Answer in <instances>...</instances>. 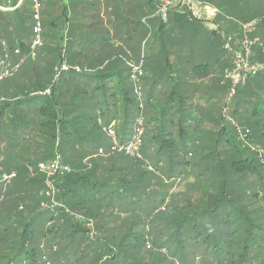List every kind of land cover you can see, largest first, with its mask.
<instances>
[{
	"label": "trees",
	"instance_id": "16d2710c",
	"mask_svg": "<svg viewBox=\"0 0 264 264\" xmlns=\"http://www.w3.org/2000/svg\"><path fill=\"white\" fill-rule=\"evenodd\" d=\"M111 1L114 22L129 25L130 0ZM160 1L134 0V11L152 14L121 33L128 56L100 32L99 0H0V56L16 63L29 55L35 8L42 42L0 81V114L10 111L18 139L12 146L40 147L31 156L7 151L16 156L0 165V173H16L0 202V264H264V75L238 87L223 78L227 97L213 115L176 93L150 105L144 73L143 160L97 155L108 147L97 119L114 122L123 142L137 114L126 61L143 53L145 71L150 52L160 63L167 38L196 29L191 4L217 9V21L259 19L256 61H264V0H179L166 23ZM87 52L103 54L84 67ZM63 63L80 72L55 79ZM56 157L70 171L49 189L37 165Z\"/></svg>",
	"mask_w": 264,
	"mask_h": 264
},
{
	"label": "crops",
	"instance_id": "0c3cea01",
	"mask_svg": "<svg viewBox=\"0 0 264 264\" xmlns=\"http://www.w3.org/2000/svg\"><path fill=\"white\" fill-rule=\"evenodd\" d=\"M194 5V8L191 9L201 11L199 15L196 12L192 13L199 21L194 25L196 29L186 35L177 34L167 38L165 53L160 55V59H155L160 63H153L154 60L150 62L151 53L147 52V66L144 71L147 80L143 83V90L144 94L150 98V105L157 107L160 104L163 105L168 101V96L171 93H176L187 104H192L199 110L206 108L210 111L212 109V114L215 115L214 110L227 97L228 90L226 82L223 80V72L234 63V53L237 51L239 34L238 25L240 27L241 24H233L230 22L231 19L229 21H217L216 18L219 13L217 9L200 4ZM103 16L104 12L101 10L100 32L109 31L111 45L116 49L124 50L128 56L131 55L127 45L121 40L122 36L116 39L112 36V27L104 21ZM227 37L233 38L231 51L224 49ZM261 46L259 41L253 51L254 60L262 59L260 55ZM102 54L103 52L84 53L81 58H85L87 61L82 65L87 66L91 59H99ZM113 71L115 73L117 69ZM148 108L150 111V106ZM150 112L151 115H154L153 117L157 115L156 112ZM111 124L114 125V122ZM12 129L10 111L7 109L0 114V160L5 161L6 157L10 155L16 156L15 153L9 155L7 151H40V147L27 142H21L16 148L13 147L10 140L13 139L15 142L18 139L10 135ZM26 154L31 156L32 153L27 152Z\"/></svg>",
	"mask_w": 264,
	"mask_h": 264
},
{
	"label": "built area",
	"instance_id": "2783aa9c",
	"mask_svg": "<svg viewBox=\"0 0 264 264\" xmlns=\"http://www.w3.org/2000/svg\"><path fill=\"white\" fill-rule=\"evenodd\" d=\"M179 0H161L160 8L158 9L157 15L163 23L167 22L168 12L170 8H174L178 4ZM190 2V0H187ZM1 10H4L0 8ZM36 14L34 16L35 25L33 28L34 37L30 45V53L28 56L21 57L16 63H12L9 59V55L4 51L3 55L0 56V81L8 77L13 76L21 67L24 60L28 57L34 59L35 50L41 46V25L39 22V17L37 14V8H35ZM260 20L255 19L248 23L240 25V34L237 38V51L234 53V63L233 65L226 69L223 73V78L225 81L230 82L233 87L243 86L249 79L257 77L259 75H264V61H256L253 59V48L258 45V39L254 37L257 25ZM233 43L232 37H227L225 39L224 49L231 51V45ZM18 54V51H15ZM143 54V53H142ZM141 54V59L136 62L135 60L126 61V65L129 68V79L132 83L133 94L137 101V114L134 118L131 134L127 141L121 142L117 136L116 130L113 124L105 125L101 118L97 119V124L101 128L102 132L108 141L107 149H99L97 155L101 157H107L113 154H121L128 158L142 161V148L144 144L145 135V117H144V103L142 99V88L140 86V81L144 75L143 71V55ZM262 54L264 55V49H262ZM74 71L76 73L80 72L79 67H71L66 63H63L56 76L61 72ZM50 87L44 91L43 95H48L50 93ZM31 170V168H30ZM70 171L69 167L63 165L59 158L38 163L37 172L44 176L47 185H50L53 178L60 174H65ZM15 172H1L0 173V187L1 194L5 192L7 187L15 179Z\"/></svg>",
	"mask_w": 264,
	"mask_h": 264
},
{
	"label": "rangeland",
	"instance_id": "374dc122",
	"mask_svg": "<svg viewBox=\"0 0 264 264\" xmlns=\"http://www.w3.org/2000/svg\"><path fill=\"white\" fill-rule=\"evenodd\" d=\"M121 1H125V0H121ZM191 3H192V1H190ZM99 3L101 4L100 5V10H102L103 12H104V16H103V18H104V21L105 22H107L108 24H110L111 25V27H112V33H113V37L116 39V38H118L120 35H121V33L122 32H128V33H130L131 31H132V24H130L129 22H130V20H133V21H139L140 19H143V18H146V17H148V15L149 14H152L151 12L150 13H147V11L146 12H144V14H143V12L142 11H137V10H133L132 8V6L134 5V0H130V1H128L125 5V8H124V10L127 12L126 14H125V16H124V18L127 20V19H129L128 20V24L129 25H124V26H119V23H112L114 20L112 19V17L110 16V13H111V11L114 9V1H111V0H99ZM194 4H191L190 5V7L191 8H194ZM191 11H192V13L193 12H196V14L197 15H199V14H201V11H197V10H193V9H191ZM138 29H139V31H143V24H139L138 25ZM108 30V29H107ZM120 32V33H119ZM103 33H107V35H108V33H109V31H103ZM104 34V35H105ZM109 36V35H108ZM144 45V43L142 44V46H141V49H142V47H144L143 46ZM125 58H128V56L127 55H125ZM144 69V68H143ZM3 98H4V95H3V93H0V102L1 101H3ZM230 111H231V108H230V105H228V106H226V110H225V114L228 116L229 115V117H230ZM130 134H131V132L129 133V135H128V137H127V139L125 140V141H127L128 139H129V137H130ZM11 136H13V133L12 134H10ZM10 142H13L14 143V140L13 139H11L10 140ZM27 153V152H31V151H24V153ZM41 163V162H40ZM0 165L1 166H5V164H4V161H2V160H0ZM52 183V182H51ZM11 186V185H10ZM9 186V187H10ZM46 186L47 187H49V189H52L53 188V184L51 185H47L46 184ZM8 188V187H7ZM3 200V196H2V198L0 199V202ZM52 200H53V197H52Z\"/></svg>",
	"mask_w": 264,
	"mask_h": 264
}]
</instances>
